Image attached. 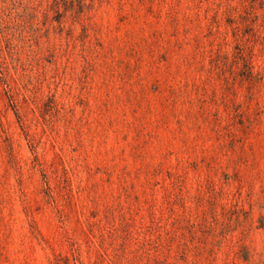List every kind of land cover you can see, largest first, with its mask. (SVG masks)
Wrapping results in <instances>:
<instances>
[{"label":"rangeland","instance_id":"rangeland-1","mask_svg":"<svg viewBox=\"0 0 264 264\" xmlns=\"http://www.w3.org/2000/svg\"><path fill=\"white\" fill-rule=\"evenodd\" d=\"M0 264H264V0H0Z\"/></svg>","mask_w":264,"mask_h":264}]
</instances>
